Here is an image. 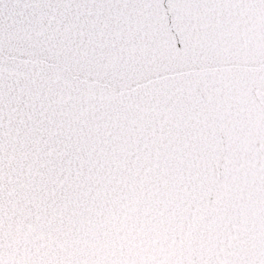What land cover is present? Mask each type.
I'll use <instances>...</instances> for the list:
<instances>
[{"label": "snow or ice", "instance_id": "6c2138e0", "mask_svg": "<svg viewBox=\"0 0 264 264\" xmlns=\"http://www.w3.org/2000/svg\"><path fill=\"white\" fill-rule=\"evenodd\" d=\"M0 264H264V0H0Z\"/></svg>", "mask_w": 264, "mask_h": 264}]
</instances>
